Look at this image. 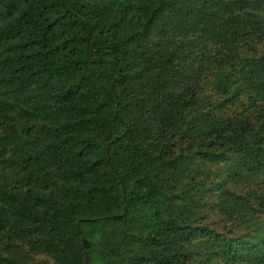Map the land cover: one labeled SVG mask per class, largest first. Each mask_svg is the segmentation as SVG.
I'll use <instances>...</instances> for the list:
<instances>
[{
    "label": "trees",
    "instance_id": "trees-1",
    "mask_svg": "<svg viewBox=\"0 0 264 264\" xmlns=\"http://www.w3.org/2000/svg\"><path fill=\"white\" fill-rule=\"evenodd\" d=\"M0 264H264V0H0Z\"/></svg>",
    "mask_w": 264,
    "mask_h": 264
},
{
    "label": "water",
    "instance_id": "water-1",
    "mask_svg": "<svg viewBox=\"0 0 264 264\" xmlns=\"http://www.w3.org/2000/svg\"><path fill=\"white\" fill-rule=\"evenodd\" d=\"M83 242H84L85 245H88V242H87L86 239H84Z\"/></svg>",
    "mask_w": 264,
    "mask_h": 264
}]
</instances>
